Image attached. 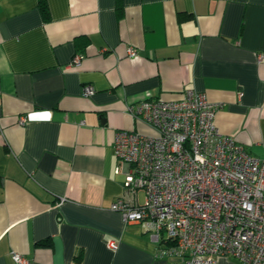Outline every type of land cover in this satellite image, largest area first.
Wrapping results in <instances>:
<instances>
[{
  "label": "crops",
  "instance_id": "1",
  "mask_svg": "<svg viewBox=\"0 0 264 264\" xmlns=\"http://www.w3.org/2000/svg\"><path fill=\"white\" fill-rule=\"evenodd\" d=\"M39 1L0 0V264H163L110 208L124 195L115 131L153 133L127 107L192 88L264 157V0H43L47 18Z\"/></svg>",
  "mask_w": 264,
  "mask_h": 264
},
{
  "label": "built area",
  "instance_id": "2",
  "mask_svg": "<svg viewBox=\"0 0 264 264\" xmlns=\"http://www.w3.org/2000/svg\"><path fill=\"white\" fill-rule=\"evenodd\" d=\"M128 55L134 57L135 50ZM82 58L76 54L71 64ZM94 91L85 84L82 95ZM220 107L189 88L179 100L146 99L127 107L153 133L115 131L114 173L124 172V195L110 208L124 222L143 224L163 264H218L220 256L264 264V157L252 156L219 131ZM106 246L116 250L118 243L108 240ZM12 259L29 264L17 253Z\"/></svg>",
  "mask_w": 264,
  "mask_h": 264
},
{
  "label": "trees",
  "instance_id": "3",
  "mask_svg": "<svg viewBox=\"0 0 264 264\" xmlns=\"http://www.w3.org/2000/svg\"><path fill=\"white\" fill-rule=\"evenodd\" d=\"M39 7H40V11H41L43 17L47 18V9H46V5H45L43 0L39 1Z\"/></svg>",
  "mask_w": 264,
  "mask_h": 264
},
{
  "label": "rangeland",
  "instance_id": "4",
  "mask_svg": "<svg viewBox=\"0 0 264 264\" xmlns=\"http://www.w3.org/2000/svg\"><path fill=\"white\" fill-rule=\"evenodd\" d=\"M142 193V192H141ZM140 194V193H139ZM142 200H143V194H142V196L140 197V202H142Z\"/></svg>",
  "mask_w": 264,
  "mask_h": 264
}]
</instances>
